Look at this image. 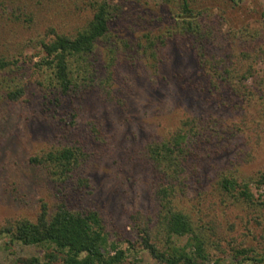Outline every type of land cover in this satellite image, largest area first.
Returning a JSON list of instances; mask_svg holds the SVG:
<instances>
[{
    "label": "rangeland",
    "instance_id": "obj_1",
    "mask_svg": "<svg viewBox=\"0 0 264 264\" xmlns=\"http://www.w3.org/2000/svg\"><path fill=\"white\" fill-rule=\"evenodd\" d=\"M93 1L102 0H0V57L16 62L11 78L23 89L15 102L0 98V228L35 221L42 204L50 213L61 204L95 210L126 262L154 264L141 231L164 249L156 191L167 178L149 148L180 129L187 145L175 204L205 235L208 264H236L239 248L259 259L248 264H264V208L220 185L232 178L264 198L255 185L264 175V0H187L191 15L182 0H107L114 19L95 55V84L65 95L40 69L41 42L83 28ZM186 19L200 22L201 38L178 28ZM110 48L116 62L107 68ZM65 147L83 151L72 174L32 161ZM43 254L0 237V264Z\"/></svg>",
    "mask_w": 264,
    "mask_h": 264
},
{
    "label": "trees",
    "instance_id": "obj_2",
    "mask_svg": "<svg viewBox=\"0 0 264 264\" xmlns=\"http://www.w3.org/2000/svg\"><path fill=\"white\" fill-rule=\"evenodd\" d=\"M182 2L183 14L191 15L187 0ZM91 7L92 18L74 35L53 31L50 41L41 42L44 55L41 57L40 69L48 72L47 76L53 88L65 95L70 92L79 97L93 87L97 77V71L93 67L99 43L109 42L108 36L114 19L111 5L107 0H102L93 1ZM183 14L177 17L180 18ZM177 24L181 31L202 37L198 30L200 22L186 19L177 21ZM208 26L209 33L214 31L212 24ZM148 42L151 44L148 49L151 50L153 44ZM108 52L110 58L106 65L111 68L116 62L115 53L111 48ZM149 56L154 58L153 52L150 51ZM15 68L16 62L0 57V98L11 102L17 101L23 94V89L11 78ZM186 138L179 129L170 139L149 148L153 162L157 163L161 173L167 178L156 191L165 226L164 234L168 239L164 243V249L151 239L147 226L141 231L142 251L148 252L154 264H208L205 235L199 226L193 225L189 215L175 204L179 196V175L185 161ZM82 155L80 148L65 147L48 152L41 160L33 158L32 161L46 162L56 169L59 175H67L75 172L81 163ZM255 183L264 186V175ZM220 185L224 191L235 197V200L246 206L264 208V198H255L248 184L239 185L232 178H223ZM0 237H8L10 243L40 247L44 250L42 257L20 259L17 264H129L126 262L125 251L110 243L103 219L95 210H73L61 204L50 213L45 204H42L35 221L20 219L8 222L0 228ZM173 237H186L187 240L183 246H176L172 241ZM234 252L236 264H248L249 260L259 262V259L253 258L250 249L239 248Z\"/></svg>",
    "mask_w": 264,
    "mask_h": 264
}]
</instances>
